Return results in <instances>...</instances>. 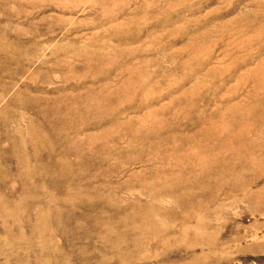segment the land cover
<instances>
[{"label":"rangeland","instance_id":"rangeland-1","mask_svg":"<svg viewBox=\"0 0 264 264\" xmlns=\"http://www.w3.org/2000/svg\"><path fill=\"white\" fill-rule=\"evenodd\" d=\"M0 35V264H264V0H0Z\"/></svg>","mask_w":264,"mask_h":264},{"label":"bare ground","instance_id":"bare-ground-1","mask_svg":"<svg viewBox=\"0 0 264 264\" xmlns=\"http://www.w3.org/2000/svg\"><path fill=\"white\" fill-rule=\"evenodd\" d=\"M0 43H1V45H5V40H4V38L0 35ZM31 133L33 134V135H36L37 134V131H36V128H34V127H31ZM39 133V132H38ZM41 140V139H40ZM62 200V199H61ZM15 205V204H14ZM17 209H14V211H13V214H17ZM44 212V211H43ZM146 214H148V212L146 213ZM152 214V213H151ZM42 217V216H41ZM156 218V217H155ZM154 218V219H155ZM41 222V221H40ZM197 225H198V223H197ZM200 225V224H199ZM202 228V227H201ZM199 231V230H198ZM40 232V231H39ZM48 232V231H47ZM42 233V232H41ZM44 233V232H43ZM184 233V232H183ZM11 245V244H10ZM48 246V245H47Z\"/></svg>","mask_w":264,"mask_h":264}]
</instances>
